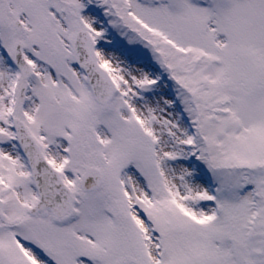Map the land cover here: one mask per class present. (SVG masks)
I'll return each mask as SVG.
<instances>
[{
    "label": "snow or ice",
    "instance_id": "6c2138e0",
    "mask_svg": "<svg viewBox=\"0 0 264 264\" xmlns=\"http://www.w3.org/2000/svg\"><path fill=\"white\" fill-rule=\"evenodd\" d=\"M0 264H264V0H0Z\"/></svg>",
    "mask_w": 264,
    "mask_h": 264
}]
</instances>
